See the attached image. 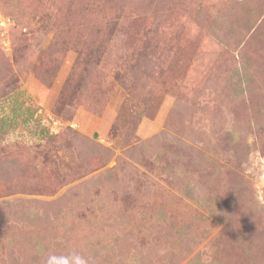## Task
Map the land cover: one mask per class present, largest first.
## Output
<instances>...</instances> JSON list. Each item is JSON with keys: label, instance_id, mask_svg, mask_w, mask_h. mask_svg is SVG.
Instances as JSON below:
<instances>
[{"label": "rangeland", "instance_id": "374dc122", "mask_svg": "<svg viewBox=\"0 0 264 264\" xmlns=\"http://www.w3.org/2000/svg\"><path fill=\"white\" fill-rule=\"evenodd\" d=\"M264 264V0H0V264Z\"/></svg>", "mask_w": 264, "mask_h": 264}, {"label": "clouds", "instance_id": "9594fccd", "mask_svg": "<svg viewBox=\"0 0 264 264\" xmlns=\"http://www.w3.org/2000/svg\"><path fill=\"white\" fill-rule=\"evenodd\" d=\"M48 264H54V261L50 258ZM62 264H67V261H63ZM75 264H87V261L80 256H76Z\"/></svg>", "mask_w": 264, "mask_h": 264}]
</instances>
